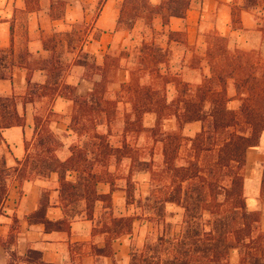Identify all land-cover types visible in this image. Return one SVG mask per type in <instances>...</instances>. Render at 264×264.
<instances>
[{"label":"trees","instance_id":"1","mask_svg":"<svg viewBox=\"0 0 264 264\" xmlns=\"http://www.w3.org/2000/svg\"><path fill=\"white\" fill-rule=\"evenodd\" d=\"M191 4L192 0H162L154 6L149 0H124L120 23L131 21L130 29L137 20L146 18L152 25L155 16L161 15L163 23L169 24L172 16L184 18ZM242 8L256 11L264 43V0H243ZM240 10L237 5L233 7L235 26H241ZM184 34L185 31H171L169 38L181 41L177 35L184 37ZM213 40V43L209 42L204 58L209 74L204 73L198 84L165 78L157 65L163 61H157L152 52L154 44L145 43L134 57L135 66L128 68L131 79L122 83L120 89V97L131 104V111L124 115L121 146L113 145L109 139L120 102L107 96L108 71L112 64L105 63L102 79L87 96L75 95L74 89L66 85L75 101L73 129L78 136L88 139L84 144H73L71 155L62 160L57 152L58 136L49 126L50 116L46 121L36 116V139L33 143L26 142V157L17 160V166L9 167L6 157L0 155V216H10L5 213L3 204L12 173H17L23 181L58 172L64 206L85 200L88 216L92 218L97 201L105 202L108 207L113 205L111 193L98 192L99 182H108L112 189L115 188V176L110 168L112 161L118 164L130 158V174L134 167L141 165L151 172L155 185L149 198L154 197L157 205L150 207L157 211V216L163 217L164 210L158 206L161 203L172 202L184 209L179 234L174 237L160 235L157 245H147L139 258L132 259L133 264H264L262 213L247 206L244 175L247 150L258 146L264 134V61L253 51L241 48L231 51L227 37L218 31L214 32ZM183 42L187 44V38ZM193 67L197 68L196 65ZM60 68L57 64L52 65L54 72H59ZM145 74L150 75V83L141 82ZM0 78L5 75L0 73ZM158 79H163L164 84L176 83L177 96L172 102L155 87ZM231 83L236 88V97L241 100L238 109L229 106L233 100L228 91ZM48 93L54 94L53 91ZM149 112L158 116L154 127L144 124V116ZM171 117L177 119L181 129L187 123L200 121L202 130L193 137L165 131L163 119ZM99 119L108 122V132L98 131ZM25 124V114L18 109L17 97L0 96V144L5 141V128ZM130 133L134 136L145 133L156 144L161 143L162 163L155 165L154 159L149 163L141 161L138 148L128 140ZM183 144L187 146L188 156L186 163L180 164ZM70 172L77 173L75 181L68 178ZM132 188L129 180L126 188L128 203L135 200ZM261 196L264 200V177ZM47 200V194L43 195L39 209L28 216L29 221L44 223L47 230L62 228L64 221L54 222L47 217ZM10 217L9 233L0 234V244L10 255L8 264H55L44 261L43 253L37 249L30 248L25 255L19 254L16 245L21 221L16 215ZM137 218H141L140 215H112L106 231L116 236L130 233ZM233 249L240 251L237 263L231 261Z\"/></svg>","mask_w":264,"mask_h":264},{"label":"crops","instance_id":"2","mask_svg":"<svg viewBox=\"0 0 264 264\" xmlns=\"http://www.w3.org/2000/svg\"><path fill=\"white\" fill-rule=\"evenodd\" d=\"M100 1L0 0V73L5 75V78H0V96L15 95L18 109L26 118L25 126L3 130L5 141L0 144V154L6 157L9 167L26 157V142L35 141L36 116L44 121L50 116V128L56 134L66 135L64 142L67 152L58 153L59 157L66 160L71 155V146L79 136L72 125L75 101L65 86L70 85L75 95L87 96L95 83L102 79V72L91 71L87 60L102 71L110 55L118 53L121 56L123 51H129L131 53L126 54L124 59L134 58L145 43L152 44L154 40L168 53L170 67L176 69L174 72L177 76H183L188 82L200 83L204 73L202 69L190 66L188 46L200 45L203 33L218 31L229 38L231 47L261 49L264 46L256 11L242 8L243 0H192L184 18L172 16L169 24H164L162 16L157 15L152 25L147 23L146 18H140L130 29L123 28L120 23L124 0H103L102 4ZM149 1L154 6L162 2ZM98 5H101L100 13L94 18ZM235 5L241 7V26L234 24ZM155 30L163 32L161 41L154 39ZM171 31H185L187 44L170 40ZM53 64L61 67L59 72L52 71ZM122 71L117 90L121 89L122 83L131 79L128 67L122 68ZM168 86L175 88L172 83ZM229 89L230 95L235 97L236 88L231 85ZM50 91L54 94L50 95ZM144 118L146 127H154L158 116L155 112H149ZM168 121L167 129L177 128L176 119ZM101 125H105L108 132V122ZM202 127L200 121L187 123L183 127V134L193 137ZM113 145L121 146L122 142ZM130 170L131 166L128 167V175ZM111 171L118 181L116 166ZM244 175L247 206L250 210L261 211L264 230V200L261 196L264 134L258 146L247 150ZM68 178L75 181L77 173L70 172ZM146 181L145 185H148L147 178ZM126 188L127 185L115 183L112 189L110 183L99 182L98 192L111 193L113 205L108 207L105 202L97 201L93 217L90 218L85 200L64 206L58 172L23 181L17 173H13L8 179V194L3 209L7 215H16L21 221L16 245L19 254L25 255L33 248L43 253L44 261L55 264H133V251L142 248L149 240L151 229L147 231L146 228L152 222L137 218L132 232L120 236L106 231L112 215H139L131 212L135 202L128 203ZM149 192L150 188L146 187L143 197L146 198ZM45 194L49 203L46 215L51 221H64L62 228L47 230L44 223L29 221L28 216L39 209ZM174 204L167 203L168 206ZM10 216H0L2 235L9 233ZM9 259V252L0 244V264H8Z\"/></svg>","mask_w":264,"mask_h":264},{"label":"rangeland","instance_id":"3","mask_svg":"<svg viewBox=\"0 0 264 264\" xmlns=\"http://www.w3.org/2000/svg\"><path fill=\"white\" fill-rule=\"evenodd\" d=\"M103 0L100 1V3L102 4ZM100 8L101 5H98V7L94 10V18H96L99 13H100ZM147 20V19H146ZM147 23L148 20H147ZM132 22H126L124 24H122L123 28L128 29L131 26ZM215 31H211V32H205L203 33V37L201 40V44L198 46H188V49L190 51V60H189V64L192 68L193 65H196L197 68L202 69L203 73H207L209 74V67L207 66V62L206 60H204L205 55L208 51V45H210L211 43H213V35H214ZM165 33V32H164ZM163 36V32L160 30H155L154 31V39H157L159 41H161V38ZM177 38H179L181 40V42H183L184 38H187V33L183 35H177ZM228 39V45H229V38ZM165 41V38H164ZM209 42H211L209 44ZM151 44V43H150ZM154 44V49H153V54L155 55V59L157 61L162 59V63L157 62V65H159L160 67V71L162 73V75L165 78H169L170 80H175V78H178L180 80H184L183 76H177L178 74L174 71H176V69H171L170 67V62H169V57H168V53L164 52L159 46H157L155 44V41L153 40ZM236 48H241L238 46L235 47H231L229 46V49H231V51L235 50ZM241 49H245L248 51H253L255 53V55L259 56L263 61H264V46L261 49H248V48H241ZM137 53V51H135ZM131 52L129 51H123L119 56L118 53H115L110 55L109 57V64H112V67L110 68V70L108 71V80H107V96L109 98H115V99H119L121 102L118 103V108H117V116L116 119L111 123V131L109 134V139L111 141V143L113 144H121L122 140L124 139V134H123V130H124V115L127 111H131V104L128 103L127 101L124 100V98L120 97V90H117V87H119V81L121 79V77L123 76V71L122 68L124 67H133L135 66L134 64V58H129V59H124L126 58V54H130ZM87 63L91 69V71L95 72H102L100 70L99 67H97L95 65V63L91 62V60H87ZM114 65V66H113ZM205 65V66H203ZM186 81V80H184ZM142 83H150L151 82V77L149 74H145L144 77L141 79ZM163 79H158L156 81V85L155 87L157 89L160 90V92L162 94H166L168 101L172 102L176 96H177V86L175 82H170L172 83L173 89H170L168 84H164L163 83ZM192 83V82H191ZM193 84H198V83H193ZM231 85H233V83L230 84L229 88L231 87ZM234 86V85H233ZM235 87V86H234ZM173 90H176L175 93L173 94ZM229 91V96L232 97L230 95V89ZM234 101L233 103L232 100L229 104V106L233 109H238L240 107L241 104V100L239 98L232 97ZM123 99V100H122ZM169 119H176L175 117H171V118H167V119H163V123H162V127L165 131H175V132H181L183 133V128L181 129L179 127V123L176 119V123H177V128H173V129H167L166 125L167 123H169ZM99 119L98 121V125H97V129H99L98 131L100 132H106L107 131V127L104 125L102 126L101 124L105 123V121ZM145 120V118H144ZM145 124V121H144ZM185 135V134H183ZM58 136V142H59V148H58V153L64 151L67 152V149L65 148V136L66 135H60L57 134ZM187 136V135H185ZM189 137V136H187ZM88 138L86 136H79L77 138V141H75V144L81 143L84 144L85 141ZM128 140L129 142L133 145V147L138 148L140 155L139 158L141 161H143L144 163H149L152 161V159H154L155 161V165L157 164H161L162 160H163V151H162V144L161 143H155L154 140L152 138H148L146 137L145 133H142L138 136H134L132 133L128 134ZM73 143V144H74ZM30 149L31 151H34V147L32 145H30ZM1 155V154H0ZM187 156H188V149L186 144H183V146L181 147L180 150V158H179V163L180 164H184L186 163L187 160ZM131 159H124L123 161H121L120 163H116L115 160L112 161V165H111V169H114L116 166L117 169V179L118 181L115 180V183L117 184H122V185H127L128 186V181L130 180V185L133 187V191H134V202L135 205L134 207H131V212H136L140 215V217L142 219H149V221H151V226H147V231H149L150 229V236H149V240L145 243V245L142 248L136 249L133 251V255H132V259L133 258H139L141 252L143 251V249L145 247H147V245L149 246H156L159 240V236L162 234H165L167 237H174L177 236L179 234L180 231V224L182 222V218L184 215V209L179 206L178 204H174L173 206H168L167 203L166 204H158L159 207H161L164 210L163 213V217H159L157 216V211L153 208L150 207V205H157L154 201V197L149 198V196L151 195V191L155 185V182H153L152 180V176H151V172L148 168L145 167V165H141L140 167H134V171L131 174H127V170L128 167L131 166L132 162ZM18 165V164H17ZM15 165V166H17ZM14 167V166H13ZM141 168H145L143 170H140ZM13 174V173H12ZM146 178L149 182V184L145 185ZM166 182H163V184H166ZM146 187L150 188V192L149 195L145 198L143 197V192L145 190ZM162 214V213H161ZM155 217L153 220H151L149 217ZM161 219L160 221H157L158 219ZM12 223V220L11 222ZM262 225V224H261ZM240 259V251L239 249H233L231 252V261L233 263H237Z\"/></svg>","mask_w":264,"mask_h":264}]
</instances>
